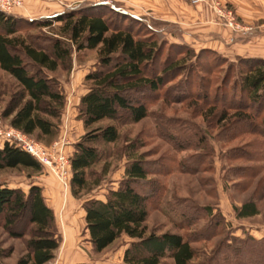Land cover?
<instances>
[{"label":"trees","instance_id":"16d2710c","mask_svg":"<svg viewBox=\"0 0 264 264\" xmlns=\"http://www.w3.org/2000/svg\"><path fill=\"white\" fill-rule=\"evenodd\" d=\"M150 23L102 0L65 7L51 17L38 20L0 12V71L16 84V91L3 115L9 117V127L26 136L35 135L36 139L56 136L64 98L49 74L58 68H68L72 52L96 50L95 68L84 76V81L90 85L78 104L79 120L88 131L74 145L69 158V192L74 198L88 191L87 172L99 161V154L91 145L96 142L114 143L118 138L112 124L96 125L103 120L115 121L119 115L130 123H138L147 116L142 97L156 94L180 74L185 59L166 56L160 62L162 43H157L155 36L162 33L153 29ZM24 28H47L52 32L51 36L44 37V46H40L30 36L27 39L17 36ZM183 45L184 42L179 40V45L174 46L189 59L199 62L201 55L212 54L213 62L215 59L225 63L211 50L200 49L194 54L192 48ZM237 64V78L230 83L229 92L230 96L237 94L238 106L231 118L236 123H247L250 116L244 111L246 106L264 108V60L237 58ZM196 67L206 74L199 64ZM228 69L232 70V66ZM186 71L178 86L189 91L193 88L195 76L192 69ZM225 79L218 91H226L229 80ZM196 81L197 88L192 95L206 104L205 90L201 94L202 88L205 89L203 80L198 77ZM210 104L212 106L207 110L210 116H217L216 123L226 121V109L232 106H224L214 113L215 102ZM148 166L139 159L129 161L124 167L123 179L115 189L106 191L103 200L89 198L82 202L87 242L94 253H99L120 236L132 240L123 251L122 264H161L163 259L170 260L171 264H191L194 252L182 236L146 232L148 210L158 195V189L154 187L156 183L146 180ZM7 169H24L36 174L41 167L18 148L3 144L0 148V170ZM98 181L93 184L96 186ZM185 208L189 211L191 207ZM232 211L237 219L256 214L252 202L243 203L239 208L232 207ZM0 219L6 229L22 221L31 227L32 235L25 241V252L15 264H45L52 259L61 238L40 187L31 185L24 194L19 189L0 185ZM191 221L188 220L186 225L190 226ZM211 222L213 220L208 225L209 236L216 227ZM23 235V230L10 232L14 239ZM8 255L9 251L0 246V264L1 259ZM217 255L221 256L218 262L221 264H264V238L257 241L241 239L232 248L225 244Z\"/></svg>","mask_w":264,"mask_h":264},{"label":"rangeland","instance_id":"374dc122","mask_svg":"<svg viewBox=\"0 0 264 264\" xmlns=\"http://www.w3.org/2000/svg\"><path fill=\"white\" fill-rule=\"evenodd\" d=\"M102 1L108 3L109 0ZM212 1L220 9L230 12L233 22L240 29L231 30L226 27V15L218 16L209 6ZM197 5H205L213 18L230 32L229 44L235 43L240 35H245L251 28V25L240 21L232 6L219 0H204ZM150 25L155 27L152 22ZM167 30L163 28L162 35L155 36L157 43H162L160 62L166 56L184 58L180 74L156 94L142 97L147 116L138 123H130L124 116L119 115L115 121L103 120L96 125L104 127L112 124L117 130L118 138L114 143L96 142L91 145L98 152L99 161L87 172L88 191L81 192L78 198L72 197L69 192L70 175L67 188H63L58 179L41 166L40 172L36 174L24 169L0 170V185L10 189H19L26 194L29 186H42L40 188L44 202L53 213L61 238L52 259L46 264H67L62 263L60 258L63 247L68 248L69 260H73L69 264H81L76 260L78 256L84 255L87 259L84 264H122L123 251L133 241L120 236L99 253H94L91 248L87 249L81 204L89 198L103 200L106 191L115 189L123 179L125 165L137 159L149 164L146 180L156 183L154 187L158 189V195L148 210L146 232L182 236L194 252L191 264H221L218 263L221 256L217 253L225 244L232 248L241 239L257 241L264 238V108L246 106L244 111L251 120L247 123H236L231 118L234 110H237L235 107L238 106V97L235 93L230 96V83L237 78V58L242 57L226 58L223 53L207 49L214 52L215 56L223 58L225 63H219L215 59L213 62L212 54H203L199 62H196L176 48L179 40L176 34L171 40L164 33ZM51 32L47 28H24L17 36L25 39L30 36L38 45L44 46V37L51 36ZM191 50L197 54L200 49ZM96 63V50L72 52L68 68H58L49 74L56 81V86L64 98L57 124L58 132L54 138L36 139L35 135L24 136L45 149L56 143L58 152L68 159L72 156L74 145L88 131L79 120L78 104L79 98L90 85L84 81V76L94 70ZM197 64L206 74L199 71ZM228 66H232V70L229 71ZM188 69H192L195 76L193 88L189 91L178 86ZM198 77L203 80L205 89L202 88L201 94L205 90L206 104H202L199 97L192 95L197 88ZM225 77L226 81L229 80L228 87L224 92L218 91L217 88ZM15 91V82L0 71V133L11 128L8 125L9 117H4L3 114ZM212 99L215 101L212 102ZM214 102V113L224 106H232L226 109L227 120L219 124L216 123L217 116H210L207 110L212 106L210 103ZM95 180H99L96 186L93 184ZM246 202L254 204L256 214L237 219L232 207L239 208ZM189 206L191 208L186 211L185 207ZM188 220H192L190 226L186 225ZM211 220L216 227L209 236L208 225ZM30 228L22 221L6 229L0 221V246L9 251V255L1 259L2 264H15L24 254L25 241L32 235ZM22 230L24 235L21 238L10 237L11 231L13 233ZM161 264H171V261L163 259Z\"/></svg>","mask_w":264,"mask_h":264},{"label":"crops","instance_id":"0c3cea01","mask_svg":"<svg viewBox=\"0 0 264 264\" xmlns=\"http://www.w3.org/2000/svg\"><path fill=\"white\" fill-rule=\"evenodd\" d=\"M76 0H52L43 2L26 0L22 7L12 15L28 20L48 18L60 12L66 5H75ZM233 7L240 21L251 25L244 39L229 44L230 32L223 28L212 16L205 5H189L186 0H109L107 4L115 5L135 17H143L155 26L153 29L164 32L172 40L176 34L191 48L213 49L223 53V57L259 58L264 60V0H219ZM2 146H0L1 148ZM39 187H42L39 185ZM87 249L90 244L85 241ZM68 248L61 250L62 263L69 260ZM86 256H78V263L84 264ZM75 261V262H76ZM46 264V263H45Z\"/></svg>","mask_w":264,"mask_h":264},{"label":"built area","instance_id":"2783aa9c","mask_svg":"<svg viewBox=\"0 0 264 264\" xmlns=\"http://www.w3.org/2000/svg\"><path fill=\"white\" fill-rule=\"evenodd\" d=\"M24 1L26 0H0V12L4 14H12L15 10L22 7ZM38 1L51 2L52 0ZM94 1L98 0H76L75 3L78 4L82 2ZM203 1L204 0H187V2L193 6ZM70 6L71 5L65 7ZM209 6L218 16L223 17L226 15V27L231 30L240 29L239 26L233 22L230 12H225V10L220 9L219 5L216 4L215 1H212ZM0 139V146H3V144H7L9 146L11 145L26 153L41 167L49 170L58 179L63 188H67L68 177L70 175L69 159L57 151L56 143L45 149L24 136L21 132L11 128L0 133Z\"/></svg>","mask_w":264,"mask_h":264}]
</instances>
